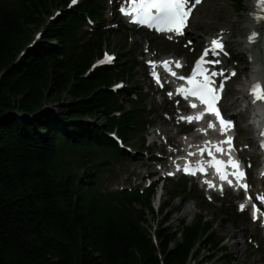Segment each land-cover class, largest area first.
<instances>
[{
    "label": "trees",
    "instance_id": "16d2710c",
    "mask_svg": "<svg viewBox=\"0 0 264 264\" xmlns=\"http://www.w3.org/2000/svg\"><path fill=\"white\" fill-rule=\"evenodd\" d=\"M105 14L103 0H0V264H190L211 234L204 216L147 225L154 185L98 186L132 157L119 139L136 134L144 146L153 124L147 95L112 89L134 65L92 68L116 32ZM91 22L98 29H86ZM181 182L173 199L184 204L192 193Z\"/></svg>",
    "mask_w": 264,
    "mask_h": 264
},
{
    "label": "rangeland",
    "instance_id": "374dc122",
    "mask_svg": "<svg viewBox=\"0 0 264 264\" xmlns=\"http://www.w3.org/2000/svg\"><path fill=\"white\" fill-rule=\"evenodd\" d=\"M103 1L106 3V14L102 25L105 24V28L116 30L113 35L107 38L103 52L109 51L115 54L117 56L113 62L115 64H126L127 67L135 66L131 75L114 81L112 86L115 87L123 81L125 87L147 95L148 111L151 113L150 118L154 125L148 129L144 146L142 137L136 134H132L126 142H122L121 147L123 146L131 153L132 157L130 156L122 164L112 165L111 170L102 175L98 184L100 189H145L151 174L168 176L169 168H171L169 153L176 149L175 145L180 151L184 149V145L178 144L181 140L178 132L184 125L179 123L181 114L178 113V101L171 100L172 97H169L167 92L157 91L154 87L150 76L152 66L149 61L161 62L164 58L177 56L184 63L192 65L195 59L200 58L203 47L209 46L213 38L224 36L223 52L226 54L222 53L223 57L218 58L227 64L229 72L223 105L229 113L235 115L239 151L245 158V165L250 168L251 182L253 186L255 184L254 191L263 193L264 185H261L255 178L261 167L260 155L259 162L256 163L255 159L250 156L251 149L254 148L250 146L249 135L242 128L247 123L249 116L253 115V110L250 106L247 107L248 101L242 94L239 106L232 107V100L236 97L235 87H241L244 92L249 88L246 85L247 74L241 71L242 66L246 64L244 57L248 55L256 60L260 59L264 69V38L250 49H246L244 42L249 34L245 24L248 13L252 9L251 1L243 0V10H237L235 0H202L196 6V12L191 18L186 34L172 40L129 25L124 16L120 14L116 0ZM119 3L122 4V0ZM62 10V7H56L53 12L57 15ZM99 25L100 22L99 24L95 22L92 25H86L85 28L98 29ZM43 30L44 27L37 29L34 32L35 38L37 33ZM259 31L264 36V22ZM189 41L193 43L189 44ZM240 50L244 52L239 53ZM152 56L153 60L150 59ZM225 68H220V71L225 72ZM231 72H236L237 75L233 78L230 75ZM260 75L264 77V71ZM172 118L174 119L170 121ZM165 120L169 122L168 125L174 137L171 141L167 140V134L161 133L160 126ZM255 150L259 152L258 147ZM182 178L181 176H168L163 187L158 186L155 189V192L161 191L162 197L159 201L153 195L155 215L153 216L146 210L149 221L147 225L152 224L154 228L161 224L177 227L183 222L191 224L198 216H204L213 224V228L207 241H203L201 246H198L199 258L192 259L190 264H264V234L258 223H255L248 213L241 217L232 215L230 209L233 207L236 206L240 211V205L234 200V192L205 191L198 179L186 177L188 188L192 194L190 199L183 204L181 197L173 199V196L181 189ZM164 201H171V206L161 208ZM191 205L194 207L193 211L185 216L186 207ZM137 207H141V205L137 204ZM166 214L168 215L167 219H165ZM166 220L167 222H165ZM223 220L227 221V224L220 229V223ZM237 231L245 232L244 239L242 238L243 251L239 258L233 254V249L236 247L232 246L234 241L231 240L232 234ZM214 238L221 241L220 247L214 248L209 245V240Z\"/></svg>",
    "mask_w": 264,
    "mask_h": 264
},
{
    "label": "snow or ice",
    "instance_id": "6c2138e0",
    "mask_svg": "<svg viewBox=\"0 0 264 264\" xmlns=\"http://www.w3.org/2000/svg\"><path fill=\"white\" fill-rule=\"evenodd\" d=\"M73 4L77 2V0H72ZM202 0H122L121 5V13L125 16L132 17L131 22L137 23L141 25H146L154 30L164 33L171 32L175 35H183V29L187 27V21L191 15V12L195 5L200 4ZM257 7L264 11V0H257ZM258 22H264V15H255L253 17ZM259 34L253 33L252 40L253 42L257 38ZM172 37L169 36V39ZM191 41H189V44ZM210 47L204 50L203 55L200 59L196 61L194 69L192 73L185 76H178L177 78L186 81L187 86H182L177 89V94L181 95L184 99H188L192 97L195 100H199L202 105L205 107V112L200 113L197 116H187L180 117L182 120H186L191 123L193 120H202L204 115H214L216 116L220 126H221V134L226 136V139L218 142L215 145V152L220 153L221 155L227 154L230 159L225 162L219 159H213L212 166L216 167L218 173H221V168L225 169L224 172L220 174L221 180H227V182L231 185L233 181L228 179V173L226 169L229 167L234 169L231 175L235 176L237 180H243L246 177V173L241 170L239 161L231 158V152L234 150L233 139L232 137L227 136V131L234 127L233 122L231 120H226L217 107L219 100L221 99V93L224 88V83L221 81L219 85H217V80L215 78L224 77L226 80L228 77L225 76L223 70L214 71L213 68L221 63V61L216 59H207L205 57L209 56L211 53L214 57H219L223 52V43L221 38L213 39L210 42ZM157 62L149 61L150 66L155 67ZM163 67L172 75L177 76L175 71H172L170 67L171 64H174L175 67H182L179 61H163L160 62ZM155 79L159 81V75L153 73ZM231 75H235V73H231ZM169 97L173 95V93H168ZM249 95L252 98V103H264V82L256 81L252 84ZM191 108L195 109L199 105L196 103H192L189 105ZM209 128L215 129V124L213 122H209ZM206 133V130H204ZM259 137H260V147L264 150V124H261L259 128ZM211 143V142H209ZM223 144L229 145V148L225 150L222 147ZM209 156L213 155V152L210 149H202L201 153H205ZM189 155H194V153H189ZM178 170L188 171L189 174H195L194 172H190L189 169H180ZM201 171H204L203 166L200 168ZM173 173H169L172 175ZM214 186V185H211ZM242 188L247 190L248 185L242 184ZM222 190V189H221ZM259 199L264 202V197H259ZM244 204L240 205L241 211L244 210ZM256 216L254 215V219Z\"/></svg>",
    "mask_w": 264,
    "mask_h": 264
},
{
    "label": "bare ground",
    "instance_id": "6f19581e",
    "mask_svg": "<svg viewBox=\"0 0 264 264\" xmlns=\"http://www.w3.org/2000/svg\"><path fill=\"white\" fill-rule=\"evenodd\" d=\"M116 1L119 2L120 0H116ZM249 1H251L252 9L248 13V17L246 18V24H245V27H247L248 31H249V34L247 35V37L244 41L245 45H246L245 46L246 49H250V47H253L258 41H261L264 38V36H262V34L259 31L263 22H258L256 19L253 18L257 14L264 15V12H262L261 9H259L257 7V0H249ZM253 33L259 34L254 42L252 40ZM171 37L172 38L169 39V36H168L167 39L172 40L176 37V35L172 34ZM220 38L222 40H224L223 39L224 36H221ZM238 52L243 53L244 51L240 50ZM150 59L153 60V56ZM244 61L246 62V64L242 66L241 71L245 72L247 74L246 77H247L248 82L246 83V85L249 88L245 89V92H244L241 87H235L234 93L236 94V97L233 98V100H232V107L239 106L241 94L243 95L244 98H246L249 101V104L247 105V107L253 106L251 109H253L255 111L256 117L253 115H250L249 119L247 120V123L245 125H243L242 128L247 131L249 138H250V140H249L250 146L252 148H254V149H251L250 156L253 159H255L256 163H258L260 154L257 150H255V148H257V144L259 143V134L256 135V133H258L257 129H256L257 121H254L253 119L255 117V118H259V119L264 120V103L253 104L252 98L249 95V90H250V88L254 82H256V81L264 82V77L260 75L262 73V71H264V69L262 67V63H261L260 59L256 60L253 57L246 55L244 57ZM179 62L181 64V63H183V60L179 61ZM156 69H158V68H156ZM224 74H225V76L229 77L228 73H224ZM221 78L223 80H225L223 76ZM188 113H189L188 116H190V115L191 116H197L200 114L199 111H193V112L190 111ZM173 119L174 118L170 119V121ZM250 119H252L253 122L250 121ZM168 123L169 122H167V120L163 121L161 123L160 129H161V133L167 134L166 135L167 140L171 141V139H173L174 137L171 134V130L169 128ZM214 136H215V134L211 130H208L206 133L204 130H199V133L190 135L191 139H189V137L182 139L179 141L178 144H181V145L185 144L187 146V149L202 150V149L207 148V149H210L212 151L211 143H209V142H215L216 141L215 139H213ZM216 137H218V136H216ZM173 154L174 153H171V155H173ZM165 156H166V154H165ZM174 163L175 162H172V165ZM255 178L257 181L259 180L258 176H256V175H255ZM260 181H262V179H260ZM252 185H253V183H252ZM254 188H255V184L253 186V189ZM261 194L264 195V192L260 193L259 196H261ZM193 209H194V207L192 205L186 207V209L184 211V215L187 216L188 214H190L193 211ZM226 224H227V221L223 220L220 223V229H222L221 227H225ZM244 236H245V232H243V231H237V232L233 233L231 236V240L234 241L232 246L236 247L235 249H233V254L238 258L241 257V255H242V251H243L242 238L244 239Z\"/></svg>",
    "mask_w": 264,
    "mask_h": 264
}]
</instances>
